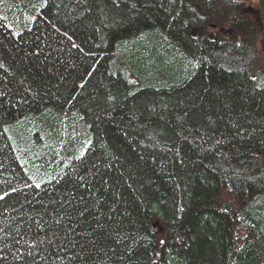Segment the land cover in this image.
<instances>
[{"label":"trees","instance_id":"16d2710c","mask_svg":"<svg viewBox=\"0 0 264 264\" xmlns=\"http://www.w3.org/2000/svg\"><path fill=\"white\" fill-rule=\"evenodd\" d=\"M241 5L0 0V264H264V0Z\"/></svg>","mask_w":264,"mask_h":264},{"label":"rangeland","instance_id":"374dc122","mask_svg":"<svg viewBox=\"0 0 264 264\" xmlns=\"http://www.w3.org/2000/svg\"><path fill=\"white\" fill-rule=\"evenodd\" d=\"M239 1H240V3H242L241 6H242L243 13L247 14L248 17L250 19H252L257 24L256 18H255L256 15L253 12L246 10L248 7H251V8L254 7L255 8L257 0H239ZM256 43L258 45V48L262 52V55L264 56V37L262 35H260L258 38V41ZM154 231L156 233H161L162 232V226L159 225Z\"/></svg>","mask_w":264,"mask_h":264},{"label":"water","instance_id":"95a60500","mask_svg":"<svg viewBox=\"0 0 264 264\" xmlns=\"http://www.w3.org/2000/svg\"><path fill=\"white\" fill-rule=\"evenodd\" d=\"M221 31H222L223 33H226V32L230 33V32H231V30H227V31L221 30ZM156 224H157V222L153 223V224H152V227H155Z\"/></svg>","mask_w":264,"mask_h":264}]
</instances>
